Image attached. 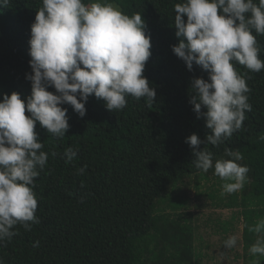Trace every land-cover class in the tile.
Wrapping results in <instances>:
<instances>
[{"label": "trees", "instance_id": "16d2710c", "mask_svg": "<svg viewBox=\"0 0 264 264\" xmlns=\"http://www.w3.org/2000/svg\"><path fill=\"white\" fill-rule=\"evenodd\" d=\"M82 2L89 5L94 0ZM109 2L126 15L141 14L151 44L142 74L156 96L149 102L147 97L127 95L123 109L110 111L103 98L90 94L83 117L70 104H61L69 124L63 137L36 121L40 151L48 154L44 169L34 178L35 215L40 222L32 223L30 230L15 225L17 234L0 242V260L3 264H200L203 254L195 249L191 226L157 215L158 199H168L174 212L185 207L178 184L195 179L197 187L214 170L216 160L231 159L226 155L231 150L239 151L243 160L238 163L249 168L239 192L228 193L227 205L241 207L242 258L244 264H264V256L249 251L257 239L249 229L264 218V69L253 72L232 62L250 89L246 95L251 110L245 111L241 129L213 146L206 142L211 130L204 117L197 118L189 102L195 91L193 78L207 80L208 72L195 62L189 71L172 51L180 39L187 42L175 35L174 5L183 0ZM42 6L43 0L0 5V100L16 92L27 105L32 94L26 78L32 73L29 41ZM253 35L264 60V35L254 30ZM46 90L58 94L54 86ZM201 111L206 109L202 106ZM25 115H30L27 108ZM192 133L202 141L197 150L213 153V167L207 172L195 166L193 148L186 142ZM70 147L77 156L66 162L64 153ZM212 176L214 185L225 183ZM37 241L39 246L33 247Z\"/></svg>", "mask_w": 264, "mask_h": 264}, {"label": "clouds", "instance_id": "9594fccd", "mask_svg": "<svg viewBox=\"0 0 264 264\" xmlns=\"http://www.w3.org/2000/svg\"><path fill=\"white\" fill-rule=\"evenodd\" d=\"M8 3L0 0V5ZM174 11L175 35L187 42L180 39L172 51L189 71L195 62L208 72L207 80L193 78L195 91L189 102L211 130L206 142L216 146L241 129L245 111L251 110L246 95L250 89L232 62L253 72L264 69L253 35V30L264 35V0H183L174 5ZM144 29L140 13L126 15L109 0L89 5L82 0H43L29 41L32 73L26 78L32 94L27 105L16 92L0 100V242L17 234L14 226L18 223L30 230L32 223L40 222L35 215L34 178L44 169L48 154L40 151L43 144L34 131L36 121L63 137L69 124L61 104H70L83 117L90 94L103 98L110 111L123 109L127 95L153 102L156 92L142 74L151 55L150 37ZM49 85L58 94L47 91ZM202 106L206 111H201ZM186 142L193 148L198 169L207 172L213 167V153L196 148L202 143L197 134L192 133ZM226 155L231 159L216 160L214 174L225 181L224 191L232 193L244 186L249 168L238 163L243 160L239 151L226 150ZM64 156L71 162L77 150L70 147ZM79 171L83 173L84 168ZM249 230L257 234L250 253L264 256V218ZM236 242L233 235L224 246L232 248ZM38 246L34 242L33 247Z\"/></svg>", "mask_w": 264, "mask_h": 264}, {"label": "rangeland", "instance_id": "374dc122", "mask_svg": "<svg viewBox=\"0 0 264 264\" xmlns=\"http://www.w3.org/2000/svg\"><path fill=\"white\" fill-rule=\"evenodd\" d=\"M212 174L214 170L207 174V179L200 180L197 187L194 186L195 179L188 180L187 185L184 182L178 184V194L186 199L185 207L174 212L169 207L168 199L159 201V198L156 214L189 223L195 249L203 254L200 264H244L241 207L227 206L230 195L224 191L223 184H213ZM247 181L245 188L249 186ZM233 235L237 237L236 245L226 248L224 242Z\"/></svg>", "mask_w": 264, "mask_h": 264}]
</instances>
